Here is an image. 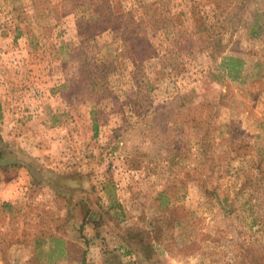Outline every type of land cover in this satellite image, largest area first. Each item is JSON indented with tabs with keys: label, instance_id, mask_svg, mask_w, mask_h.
Here are the masks:
<instances>
[{
	"label": "rangeland",
	"instance_id": "1",
	"mask_svg": "<svg viewBox=\"0 0 264 264\" xmlns=\"http://www.w3.org/2000/svg\"><path fill=\"white\" fill-rule=\"evenodd\" d=\"M0 149V264H264V0H0Z\"/></svg>",
	"mask_w": 264,
	"mask_h": 264
},
{
	"label": "trees",
	"instance_id": "2",
	"mask_svg": "<svg viewBox=\"0 0 264 264\" xmlns=\"http://www.w3.org/2000/svg\"><path fill=\"white\" fill-rule=\"evenodd\" d=\"M223 63L224 64H231V69L233 71H237L239 68L241 61L237 58L234 57H223ZM233 64V65H232ZM232 75V73H229ZM5 152L3 149H0V166H4L5 162ZM12 165L14 166H19L21 165L22 167L28 168L29 166L26 165L24 162L22 164L21 161L17 162L13 160ZM263 165V160L260 159L257 162L256 167H260ZM262 170L258 169V173H261ZM206 178L212 179L211 175H207ZM206 179V180H208ZM213 184L211 186H205L203 188L204 193L207 195L208 198L212 200L213 203H217L219 205V208L224 211L225 213H235L237 219L238 215L240 214L241 211L250 209L254 205L258 203V196L250 195L249 197L245 195L244 191V184H233L230 185L229 183H224L219 182V180H212ZM247 194V193H246ZM6 204V203H5ZM240 220V219H239ZM242 220V219H241ZM246 220V219H243ZM249 228H253L255 225L261 227V222L257 217H251L249 221H246L245 223Z\"/></svg>",
	"mask_w": 264,
	"mask_h": 264
}]
</instances>
